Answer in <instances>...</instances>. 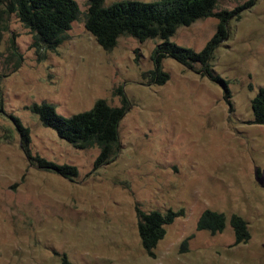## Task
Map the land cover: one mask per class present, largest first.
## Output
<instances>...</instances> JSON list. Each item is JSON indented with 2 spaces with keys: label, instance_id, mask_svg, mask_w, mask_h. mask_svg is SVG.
I'll return each instance as SVG.
<instances>
[{
  "label": "rangeland",
  "instance_id": "obj_1",
  "mask_svg": "<svg viewBox=\"0 0 264 264\" xmlns=\"http://www.w3.org/2000/svg\"><path fill=\"white\" fill-rule=\"evenodd\" d=\"M55 49L37 47L15 14L0 35V264H264V124L253 122L252 99L264 87V0H219L215 11L252 2L228 24L211 66L170 56L164 84L152 81L160 39L121 36L105 50L85 27L88 0ZM116 1L106 0L105 5ZM149 2L151 0H138ZM216 17L181 26L170 38L200 51L216 32ZM130 101L119 126L120 147L96 166L98 147L79 149L45 127L34 104L52 103L64 116L98 99ZM29 129L31 155L75 165L67 178L34 164L15 121ZM185 210L166 226L156 248L144 250L138 212ZM206 209L224 213L223 232L198 230ZM251 238L235 245L232 214ZM188 238V250L182 242Z\"/></svg>",
  "mask_w": 264,
  "mask_h": 264
},
{
  "label": "trees",
  "instance_id": "obj_2",
  "mask_svg": "<svg viewBox=\"0 0 264 264\" xmlns=\"http://www.w3.org/2000/svg\"><path fill=\"white\" fill-rule=\"evenodd\" d=\"M219 0H138L116 1L105 5L106 0H88L85 13V27L105 50L113 49L121 36H132L140 41L160 39L156 54V67L145 72L154 83L164 84L170 74L162 68L163 57L170 56L179 63L194 67L202 64L205 75L212 81L221 82L229 90L227 82L215 73L211 59L219 45L228 37V24L231 18H240L241 12L252 5L251 1L232 10L215 11ZM80 7L76 0H0V35L8 27V19L15 14L32 33L37 47L57 48L67 38L68 31L79 18ZM216 17L217 29L213 37L200 50L184 47L171 37L181 26L195 21ZM122 104L112 105L104 98L98 99L89 110L71 116H64L49 102L34 104L31 110L39 115L45 127L57 131L60 138L79 149L98 147L96 166L108 163L120 147L119 126L130 105L123 90H119ZM253 122L264 124V87L252 99ZM23 136L22 143L31 161L40 168L53 170L67 178L78 174L75 165L59 164L40 155L33 156L28 148L29 129L15 118ZM138 229L142 246L148 255L157 257L156 248L167 233L166 226L185 210L172 208L165 212L154 209L146 212L137 208ZM227 216L213 209H206L198 219L197 229L212 234L223 232L227 226ZM230 224L235 232V245L247 243L251 238L249 223L239 214H232ZM188 238L182 242V251L188 250ZM62 264H76L65 256Z\"/></svg>",
  "mask_w": 264,
  "mask_h": 264
}]
</instances>
